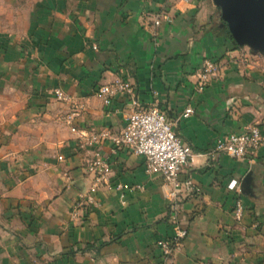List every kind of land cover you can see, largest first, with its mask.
Instances as JSON below:
<instances>
[{
	"label": "crops",
	"instance_id": "0c3cea01",
	"mask_svg": "<svg viewBox=\"0 0 264 264\" xmlns=\"http://www.w3.org/2000/svg\"><path fill=\"white\" fill-rule=\"evenodd\" d=\"M8 7L21 10L0 28V264H264V144L244 159L208 154L246 125L264 135V52L234 41L220 6L12 0ZM156 12L166 15L159 26L151 23ZM206 61L218 68L199 86ZM116 80L129 84L132 99L120 93L106 107L96 91ZM56 88L66 100L54 97ZM153 102L193 150L179 180L199 188L180 194L187 234L167 259L160 241L173 229L162 177L145 174L141 157L126 149L87 145L79 134L117 133L125 115ZM96 152L110 168L100 180L88 169Z\"/></svg>",
	"mask_w": 264,
	"mask_h": 264
},
{
	"label": "built area",
	"instance_id": "2783aa9c",
	"mask_svg": "<svg viewBox=\"0 0 264 264\" xmlns=\"http://www.w3.org/2000/svg\"><path fill=\"white\" fill-rule=\"evenodd\" d=\"M164 19H166V15L156 12L151 23L159 26ZM217 68L218 65L215 62L206 61L202 66L198 85L202 86L209 81L216 73ZM120 93H128V96H132L129 84L122 80L104 84L96 91L106 107H109L112 100ZM53 94L57 100L67 99L66 94L59 88L54 89ZM191 111L190 108H187L183 116H187ZM111 112L120 114L121 109L115 107ZM71 130L77 132L74 126L71 127ZM79 134L86 136L85 143L87 145L94 146L109 141L113 145V149H126L141 157L145 174H158L162 177L165 186L164 193L168 201L169 219L173 229L170 239L160 241L163 255L167 259L172 249L178 246L187 234L181 226L178 216L180 194L199 192V188L192 180H179L182 167L192 159V148L177 135L173 123L166 117L164 110L154 102L132 109L124 116V125L117 133H112L107 127H100L89 135L80 132ZM263 144L264 135L261 128L256 124L246 125L238 131H230L219 137L208 154L211 156L225 154L235 159H244L255 155ZM61 158L59 156V159ZM88 169L96 175L97 180L102 179L110 170L109 163L98 152L95 153V158L88 163ZM230 186L234 187L236 184ZM118 188L132 187L123 184L118 185ZM233 210L235 219L240 220L244 210L240 197L236 198Z\"/></svg>",
	"mask_w": 264,
	"mask_h": 264
},
{
	"label": "water",
	"instance_id": "95a60500",
	"mask_svg": "<svg viewBox=\"0 0 264 264\" xmlns=\"http://www.w3.org/2000/svg\"><path fill=\"white\" fill-rule=\"evenodd\" d=\"M213 1L234 41L264 52V0Z\"/></svg>",
	"mask_w": 264,
	"mask_h": 264
},
{
	"label": "rangeland",
	"instance_id": "374dc122",
	"mask_svg": "<svg viewBox=\"0 0 264 264\" xmlns=\"http://www.w3.org/2000/svg\"><path fill=\"white\" fill-rule=\"evenodd\" d=\"M11 4L12 0H0V28L2 26H6V23H2L4 19H7V17H9L11 14H14L13 17H16L18 15V12L21 10L18 7H8V5Z\"/></svg>",
	"mask_w": 264,
	"mask_h": 264
},
{
	"label": "trees",
	"instance_id": "16d2710c",
	"mask_svg": "<svg viewBox=\"0 0 264 264\" xmlns=\"http://www.w3.org/2000/svg\"><path fill=\"white\" fill-rule=\"evenodd\" d=\"M235 46H236V44H235Z\"/></svg>",
	"mask_w": 264,
	"mask_h": 264
}]
</instances>
